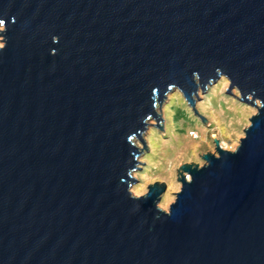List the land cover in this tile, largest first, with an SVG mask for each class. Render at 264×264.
<instances>
[{
    "label": "water",
    "instance_id": "water-1",
    "mask_svg": "<svg viewBox=\"0 0 264 264\" xmlns=\"http://www.w3.org/2000/svg\"><path fill=\"white\" fill-rule=\"evenodd\" d=\"M1 27L0 264H264V0H0ZM222 77L256 108L237 148L167 212L134 197L167 94Z\"/></svg>",
    "mask_w": 264,
    "mask_h": 264
},
{
    "label": "rangeland",
    "instance_id": "rangeland-1",
    "mask_svg": "<svg viewBox=\"0 0 264 264\" xmlns=\"http://www.w3.org/2000/svg\"><path fill=\"white\" fill-rule=\"evenodd\" d=\"M229 85L228 79L222 77L206 86L204 93L199 87L195 93L199 100L192 96L193 109L206 124L194 114L179 90L167 94L156 110L162 119V127L159 126L162 131L157 128L158 125L152 126L156 122L151 120L142 138L147 151L136 141L142 154L138 159V169L133 174L136 183L130 188L134 197L146 194L149 185L164 183L165 192L158 207L167 212L181 188L177 181L179 166H202L203 155H216L213 139L225 151L237 148L239 139L244 137L243 130L249 127L250 118L256 114V108L240 101L236 88L225 93ZM256 104L258 105L257 101Z\"/></svg>",
    "mask_w": 264,
    "mask_h": 264
},
{
    "label": "clouds",
    "instance_id": "clouds-1",
    "mask_svg": "<svg viewBox=\"0 0 264 264\" xmlns=\"http://www.w3.org/2000/svg\"><path fill=\"white\" fill-rule=\"evenodd\" d=\"M57 38L54 37V40H56ZM6 47V38L4 37V43L0 44V50H3Z\"/></svg>",
    "mask_w": 264,
    "mask_h": 264
},
{
    "label": "bare ground",
    "instance_id": "bare-ground-1",
    "mask_svg": "<svg viewBox=\"0 0 264 264\" xmlns=\"http://www.w3.org/2000/svg\"><path fill=\"white\" fill-rule=\"evenodd\" d=\"M173 92H174V91H173ZM173 92H172V93H173ZM137 146H138V145H137Z\"/></svg>",
    "mask_w": 264,
    "mask_h": 264
}]
</instances>
